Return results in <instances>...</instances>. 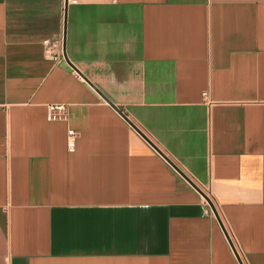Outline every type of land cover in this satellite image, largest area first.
Here are the masks:
<instances>
[{
    "label": "crops",
    "instance_id": "crops-1",
    "mask_svg": "<svg viewBox=\"0 0 264 264\" xmlns=\"http://www.w3.org/2000/svg\"><path fill=\"white\" fill-rule=\"evenodd\" d=\"M64 9L79 74L44 57ZM229 241L264 264V0H0V264H239Z\"/></svg>",
    "mask_w": 264,
    "mask_h": 264
},
{
    "label": "built area",
    "instance_id": "built-area-1",
    "mask_svg": "<svg viewBox=\"0 0 264 264\" xmlns=\"http://www.w3.org/2000/svg\"><path fill=\"white\" fill-rule=\"evenodd\" d=\"M43 47H44V57L46 59L52 60L54 62H62L63 61L61 54L55 52V50H54V48L50 42L45 41L43 43ZM201 96H202V100L206 106H210L213 104V102L209 99L207 93H203ZM46 120H47V122H66L68 120L67 107L65 105H48L46 107ZM77 136H78L77 132H75L74 130H68V132H67V149L73 150L75 148V142H76ZM205 195L208 197L207 194H205ZM201 201L205 205L208 206L207 202L202 197H201Z\"/></svg>",
    "mask_w": 264,
    "mask_h": 264
},
{
    "label": "water",
    "instance_id": "water-1",
    "mask_svg": "<svg viewBox=\"0 0 264 264\" xmlns=\"http://www.w3.org/2000/svg\"><path fill=\"white\" fill-rule=\"evenodd\" d=\"M67 0H65V4H66ZM63 44H62V56H63V59L65 61V63L71 67L74 71H76L78 74L79 72L74 68V66L68 61L67 57H66V54H65V9H64V29H63ZM95 89V88H94ZM98 92V91H97ZM99 93V92H98ZM100 94V93H99ZM100 96L102 97V99L109 103V101L103 96L100 94ZM110 104V103H109ZM111 107L117 112L119 113L120 115H122V117L128 122V124L133 128L135 129L145 140L148 141V139L144 136V134H142V132H140L135 126L133 123H131L125 115L122 114V112L114 107L112 104H111ZM149 142V141H148ZM150 143V142H149ZM152 145V144H151ZM153 146V145H152ZM153 148L161 154V156L169 163V165L172 166V168L207 202L208 206L210 207L213 215L215 216L216 220L218 221L219 225L221 226V229L223 230V233L224 234H227L226 230L224 229L220 219H219V216L217 214V211L213 205V203L211 202V200L205 195L204 192H202L197 186L196 184H194L189 178L188 176H186L169 158H167L161 151L158 150V148H156L155 146H153ZM229 245L231 247V250L233 251V253L235 254V257L237 258L239 264H241L240 262V259L232 245V243L229 241Z\"/></svg>",
    "mask_w": 264,
    "mask_h": 264
}]
</instances>
